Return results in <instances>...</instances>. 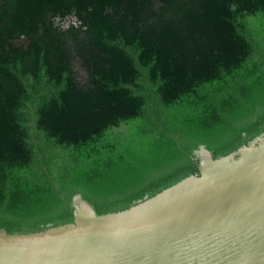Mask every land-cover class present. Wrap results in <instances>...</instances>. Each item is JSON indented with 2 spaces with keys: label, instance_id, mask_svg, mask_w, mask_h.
<instances>
[{
  "label": "trees",
  "instance_id": "16d2710c",
  "mask_svg": "<svg viewBox=\"0 0 264 264\" xmlns=\"http://www.w3.org/2000/svg\"><path fill=\"white\" fill-rule=\"evenodd\" d=\"M264 132V0H0V231L125 211Z\"/></svg>",
  "mask_w": 264,
  "mask_h": 264
},
{
  "label": "water",
  "instance_id": "95a60500",
  "mask_svg": "<svg viewBox=\"0 0 264 264\" xmlns=\"http://www.w3.org/2000/svg\"><path fill=\"white\" fill-rule=\"evenodd\" d=\"M125 211L99 215L82 195L74 221L0 231V264H264V132Z\"/></svg>",
  "mask_w": 264,
  "mask_h": 264
}]
</instances>
